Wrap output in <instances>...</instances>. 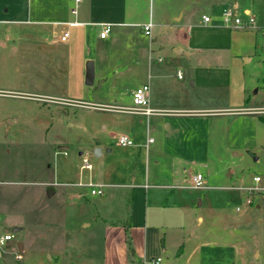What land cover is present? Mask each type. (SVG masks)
Segmentation results:
<instances>
[{
	"label": "rangeland",
	"instance_id": "374dc122",
	"mask_svg": "<svg viewBox=\"0 0 264 264\" xmlns=\"http://www.w3.org/2000/svg\"><path fill=\"white\" fill-rule=\"evenodd\" d=\"M218 1L140 0L136 16L148 22L150 11L153 22L167 23L150 29V37L166 48L161 54L166 77L160 89L176 93L180 103L228 112L212 117L209 158L205 168L194 164L190 172L200 171L206 187L190 192L194 203L202 201L201 209L211 207L219 220L223 213L236 223L242 221L234 231L245 241L256 228H264L260 211L264 200L257 199L259 209L246 205V192L240 188L251 185L254 175L264 181V111L246 112L248 107L264 106V0L240 3L254 17V28L225 26L216 14ZM223 1L221 9L230 2ZM230 7L246 18L243 6L233 2ZM179 8L183 16L173 21ZM203 13L211 15L207 24L201 22ZM176 38L183 52H196L175 54L169 43ZM147 42L144 37V45ZM2 53L6 57L0 56V235L9 232L12 238L0 246V264H97L102 257L101 226L92 219L94 205L84 201L82 189L74 184L87 176L88 171L79 169L83 156L97 180L107 155L94 156L93 150L121 132L119 113L97 106L112 101L110 88L119 91L115 104L130 106L131 89L143 83L146 67L141 62L134 66L124 55L129 52L112 50L107 56L121 54L123 59L121 75L109 74L94 90L70 70L69 83L65 79L51 84L54 98L49 101L36 94L39 89L29 76L35 50H27V59L14 63ZM148 85L150 94L151 82ZM13 227L18 230L12 232Z\"/></svg>",
	"mask_w": 264,
	"mask_h": 264
},
{
	"label": "crops",
	"instance_id": "0c3cea01",
	"mask_svg": "<svg viewBox=\"0 0 264 264\" xmlns=\"http://www.w3.org/2000/svg\"><path fill=\"white\" fill-rule=\"evenodd\" d=\"M139 1L81 0L76 13L72 14V0H0V25H5L0 26V56L7 52L9 61L14 63L17 59L26 60L27 50L33 48L36 63L29 76L39 89L36 94L43 99L54 98L49 93L51 84L65 82V79L69 83L70 70L76 72L81 83L87 60L94 65L93 84L89 86L94 90L100 88L109 74L121 75L123 59H120L121 54L110 53L113 58L107 56L112 50H125L129 53L124 55L134 66L141 62L146 67L141 83L151 82L153 90L148 92V106L156 111L154 114L146 117L106 109L129 106L115 104L119 91L114 88L108 91L112 101L97 106L119 113L117 130L121 132L117 134H125L133 142L120 146L113 138L112 142L104 141L103 148H99L98 156L102 152L107 155L99 166V177L92 179L91 166L84 181L105 184L103 195H90L86 187H79L84 201L94 205L92 219L101 226L102 257L97 264H149L157 257L159 264H264V228L261 231L256 228L255 235L251 233L242 241L234 231L242 221L236 223L223 213L219 214V220L211 207L206 205L201 209L202 201L194 203L192 188L188 187L191 168L194 164L205 168L214 127L212 117L228 112L225 108L180 103L176 93L160 89L166 77L161 58L166 48L150 37V29L165 27L167 23L164 20L153 22L150 11L148 22L139 20L136 16ZM233 2L243 6V14H250L249 9L241 5L243 0H230L228 7ZM220 3L225 4V1L216 3L218 16L226 8L221 9L223 4ZM177 13L171 17L173 21L182 18L181 8ZM202 15L211 17L207 13ZM147 23L150 29L146 35L142 26ZM105 25L109 30L104 37H99ZM65 30L68 37L61 41L59 37ZM144 37L148 40L146 45ZM169 44L172 51L181 47L177 38ZM194 52L186 51L185 55ZM108 67L115 68L110 71ZM137 86L140 84L134 88ZM248 108L251 110L246 112L264 111V106ZM147 138L152 141L147 142ZM258 198L255 197L252 204L256 209L260 208ZM260 211L264 215V207ZM262 222L258 220L259 224ZM245 223L248 224L247 220Z\"/></svg>",
	"mask_w": 264,
	"mask_h": 264
},
{
	"label": "built area",
	"instance_id": "2783aa9c",
	"mask_svg": "<svg viewBox=\"0 0 264 264\" xmlns=\"http://www.w3.org/2000/svg\"><path fill=\"white\" fill-rule=\"evenodd\" d=\"M81 0H72L73 6L70 9L72 14L76 13V7ZM220 18L223 24L227 27L238 28V27H246V28H254L255 19L253 16L248 14L244 20H242L234 11L232 7H226L220 13ZM201 21L203 23H207L209 21V17L207 15H201ZM71 24V23H70ZM73 24V23H72ZM144 33L149 34L150 23L144 24L143 26ZM264 29V28H263ZM109 30V26L105 25L102 30L99 32V37H104ZM68 37V32L65 30L60 35L59 39L61 41H65ZM179 76V75H178ZM3 94L0 91V95ZM130 106H110L105 107L111 111L117 112H127L132 114H139L148 117L149 115L154 114L156 111L149 108L148 106V85L142 84L137 86L131 91L130 95ZM115 142L120 146H129L132 145V140L129 136L125 134H117L115 135ZM151 138H147V142H151ZM80 170L90 171L91 164L88 162L86 156H83L81 159V164L79 166ZM251 185L240 187L242 190L246 192L244 203L246 205H250L253 203L255 197H261L264 200V181L259 175H254L251 178ZM77 187H86L88 189V193L90 195H103V188L106 186L105 184L95 183L88 180H78L75 184ZM189 188L199 189L203 188V176L200 172H195L190 177V182L188 184ZM12 238V234L9 232H4L0 235V246H3L7 241ZM16 259L20 258V255H15ZM160 258L152 259L149 264H159Z\"/></svg>",
	"mask_w": 264,
	"mask_h": 264
},
{
	"label": "water",
	"instance_id": "95a60500",
	"mask_svg": "<svg viewBox=\"0 0 264 264\" xmlns=\"http://www.w3.org/2000/svg\"><path fill=\"white\" fill-rule=\"evenodd\" d=\"M175 54H179L180 52L186 54V52H183L180 48H176L173 51ZM93 77H94V68H93V62L91 60H87L84 64V78L83 83L86 86H91L93 84ZM100 150L99 148H95L93 150L94 156H98ZM81 154V153H79ZM17 228H12L11 231H16Z\"/></svg>",
	"mask_w": 264,
	"mask_h": 264
},
{
	"label": "trees",
	"instance_id": "16d2710c",
	"mask_svg": "<svg viewBox=\"0 0 264 264\" xmlns=\"http://www.w3.org/2000/svg\"><path fill=\"white\" fill-rule=\"evenodd\" d=\"M261 119L264 120V117L263 118L261 117Z\"/></svg>",
	"mask_w": 264,
	"mask_h": 264
}]
</instances>
